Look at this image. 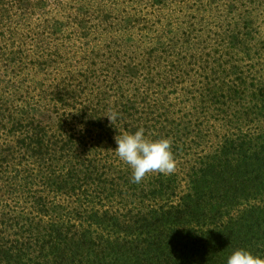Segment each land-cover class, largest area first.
Returning a JSON list of instances; mask_svg holds the SVG:
<instances>
[{
	"label": "trees",
	"instance_id": "trees-1",
	"mask_svg": "<svg viewBox=\"0 0 264 264\" xmlns=\"http://www.w3.org/2000/svg\"><path fill=\"white\" fill-rule=\"evenodd\" d=\"M141 127L177 167L136 184ZM239 249L264 258V0H0V264Z\"/></svg>",
	"mask_w": 264,
	"mask_h": 264
},
{
	"label": "clouds",
	"instance_id": "clouds-1",
	"mask_svg": "<svg viewBox=\"0 0 264 264\" xmlns=\"http://www.w3.org/2000/svg\"><path fill=\"white\" fill-rule=\"evenodd\" d=\"M105 116L113 124L119 114L110 111ZM114 139L117 145L115 153L131 169L133 183H141L149 174L171 175L176 171L177 161L170 138L150 139L141 127L134 133L124 132ZM227 264H264V258L239 249L229 256Z\"/></svg>",
	"mask_w": 264,
	"mask_h": 264
}]
</instances>
